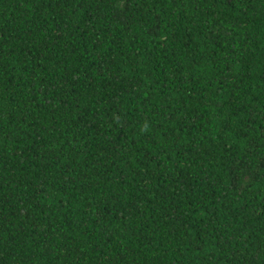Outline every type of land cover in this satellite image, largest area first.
<instances>
[{
    "label": "trees",
    "instance_id": "obj_1",
    "mask_svg": "<svg viewBox=\"0 0 264 264\" xmlns=\"http://www.w3.org/2000/svg\"><path fill=\"white\" fill-rule=\"evenodd\" d=\"M0 264H264V0H0Z\"/></svg>",
    "mask_w": 264,
    "mask_h": 264
}]
</instances>
